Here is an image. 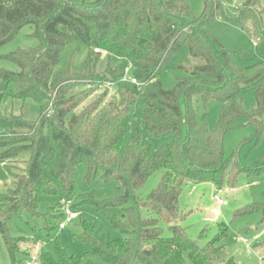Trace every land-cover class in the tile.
Here are the masks:
<instances>
[{
    "label": "trees",
    "instance_id": "16d2710c",
    "mask_svg": "<svg viewBox=\"0 0 264 264\" xmlns=\"http://www.w3.org/2000/svg\"><path fill=\"white\" fill-rule=\"evenodd\" d=\"M260 2L249 0L231 13L212 0L196 20L186 0H98L92 5L87 0H0V48L15 41L25 26L34 27L33 36L40 43L0 56L19 68L18 72L0 69V165L12 179L11 188L0 193V235L13 264L28 256L31 241L12 237L9 223L22 211L62 221L61 204L40 214L41 198L61 196L70 201L75 190L72 176L83 165L88 169L87 185L101 173L107 183L119 184L123 195L101 203L83 196L73 210L79 212L88 203L122 208L123 214L110 221L127 237L106 242L84 232L80 239L86 254L97 263L77 259L57 243L55 254L39 252L41 264H235L223 260L225 229L206 246L188 237L179 224L180 200L185 186L209 183L231 189L242 176L254 182L264 174V156L246 168L236 153L226 160L223 153V138L237 123L253 126L257 138L263 133L264 66L238 70L235 54L216 50L206 31L221 11L256 40L258 55L264 59ZM81 47L88 54L76 67ZM186 47L201 64L176 67L189 76L167 91L161 83L164 70ZM115 60L122 64L111 66ZM129 65L141 87L123 82ZM104 82L115 87L108 101L107 95L85 89V83ZM249 88L258 107L248 112L239 97ZM196 94L205 102L221 104L214 131L196 118L191 103ZM26 105L34 107L36 120L15 114ZM135 114L151 140L169 137L168 143L156 151L136 122L128 138ZM18 163L25 168L19 169ZM159 171L164 176L158 189L148 200L127 207L135 191ZM259 208L247 206L238 216H252ZM161 221L170 225L172 237L163 236ZM46 229L52 230L49 224Z\"/></svg>",
    "mask_w": 264,
    "mask_h": 264
},
{
    "label": "rangeland",
    "instance_id": "374dc122",
    "mask_svg": "<svg viewBox=\"0 0 264 264\" xmlns=\"http://www.w3.org/2000/svg\"><path fill=\"white\" fill-rule=\"evenodd\" d=\"M98 0H87L88 4H95ZM191 8L193 17L201 19L206 11L207 3L212 0H186ZM223 6L227 7L231 13H235L242 8L249 0H217ZM258 8L262 10V24L264 26V0H261ZM206 31L210 35V41L217 50H224L235 54L233 62L238 70H246L262 64V59L257 52L255 42L249 38L248 32L240 26L228 21L221 11H219L214 20L206 26ZM34 27L25 26L19 33L17 39L4 47L0 48V56L8 55L20 49H33L39 46V40L33 36ZM68 49L65 55L71 50ZM244 53L247 56H239ZM88 54L86 47H81L79 54L75 59V66H80ZM122 64L115 60L111 66L116 67ZM201 62L194 60L189 49L183 48L169 62L161 78L163 88L167 91L172 90L179 79L189 76L185 70L176 67L192 68L200 65ZM105 68V67H104ZM0 69H6L12 72H18L19 68L12 63L0 60ZM246 111L256 110L258 105L254 90L246 89L239 97ZM91 101L84 103L87 106ZM192 107L196 118L201 123H206L211 130H215L221 113V104L214 100L205 102L200 94L192 98ZM185 107V105H184ZM6 112L10 113V105H6ZM16 115L24 114L28 119L36 120L37 113L33 106H25L22 111L16 110ZM136 122L139 126L142 136L148 142H151L156 151L160 150L164 144H167L169 137L161 140H151L144 130L138 114H135L129 125L128 138L132 135V125ZM223 153L225 160L236 153L238 162L243 167H250L257 163L264 156V130L262 135L257 138L253 126L244 123L237 125L229 130L223 138ZM19 169H24L22 163H18ZM88 173L87 166L83 165L73 174L72 179L75 182L74 194L71 198L72 206H77L81 202V197L92 196L95 202L115 200L123 195L119 184L107 183L102 174H97L95 181L87 185L85 182ZM164 171L157 172L150 178L143 188L135 191L134 199L128 202L127 207L135 205V201H146L156 191L163 179ZM12 186V179L8 176L5 168L0 165V193H5ZM59 193H62L59 183L55 184ZM218 194V192H220ZM216 195L224 202L219 206ZM61 196L41 198L40 214L45 215L53 205L60 204ZM254 205L260 206L259 210L252 216L239 217L238 212L245 207ZM180 211L183 220L179 223L186 234L193 241L201 246H206L211 241L221 237L224 229V247L225 262H234L235 264H264V174L254 182H249L246 177H240L234 188L222 187L218 189L214 184H200L194 187L185 186L180 200ZM79 218L68 225L65 230H60L61 220L43 217H33L26 211H22L10 223V233L14 238L28 239L32 243V249L39 251L42 249L51 254H55V247L58 243L63 249H66L70 255L84 262L98 260L86 254V249L80 237L84 232L92 235L98 240L114 242L120 240L126 235L114 230L110 218L112 216L120 217L123 214L122 208H104L96 204H85L78 212ZM142 216L146 217L147 212L142 210ZM49 224L52 230L47 231L46 225ZM160 227L165 238L172 237L170 225L160 222ZM245 239L247 243L239 242V239ZM257 245H259L257 247ZM263 248V249H262ZM28 256H20L18 264H27L31 260L32 251H28ZM0 264H13L6 250L4 240L0 235Z\"/></svg>",
    "mask_w": 264,
    "mask_h": 264
},
{
    "label": "built area",
    "instance_id": "2783aa9c",
    "mask_svg": "<svg viewBox=\"0 0 264 264\" xmlns=\"http://www.w3.org/2000/svg\"><path fill=\"white\" fill-rule=\"evenodd\" d=\"M256 46V44H255ZM98 52V51H97ZM132 67L126 66L124 69V76H123V82H130L138 87H141L142 84H140L137 79L133 78L132 76ZM85 89L86 90H90L93 91L95 95H107V101L109 98H111V96L114 94L115 91V87L111 82H104V83H96V84H92V83H85ZM221 193L218 192V194ZM218 200V204L219 206H223L224 202L222 200H220L218 198V196L216 195L215 197ZM61 211L64 214V219L62 220L59 229L60 230H65L67 228L68 225L72 224L75 220H77L79 218V214L78 212L73 210V206L71 204L70 201L66 200V199H62L61 202ZM239 242L242 243H247V241L245 239L240 238ZM32 243L29 246V250L32 251V257L31 260L28 261L27 264H41L40 260H39V250H37L36 248L32 249ZM264 260V258H263Z\"/></svg>",
    "mask_w": 264,
    "mask_h": 264
},
{
    "label": "crops",
    "instance_id": "0c3cea01",
    "mask_svg": "<svg viewBox=\"0 0 264 264\" xmlns=\"http://www.w3.org/2000/svg\"><path fill=\"white\" fill-rule=\"evenodd\" d=\"M263 249V248H262Z\"/></svg>",
    "mask_w": 264,
    "mask_h": 264
}]
</instances>
